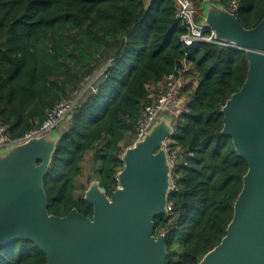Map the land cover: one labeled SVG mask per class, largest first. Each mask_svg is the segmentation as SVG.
Listing matches in <instances>:
<instances>
[{"label":"trees","instance_id":"16d2710c","mask_svg":"<svg viewBox=\"0 0 264 264\" xmlns=\"http://www.w3.org/2000/svg\"><path fill=\"white\" fill-rule=\"evenodd\" d=\"M196 7L202 0H193ZM230 8L232 0H214ZM248 28L264 16V0H237ZM199 19V16H198ZM185 27L174 0H0V125L10 137L39 126L60 100L103 69L100 82L69 115L46 174L49 211L73 208L93 216L77 181L91 150L92 169L109 195L119 186L123 154L136 141V125L152 92L183 57ZM181 90L186 106L174 116L167 139L173 161L172 209L155 217V234L167 232V264H199L218 245L234 216L249 165L224 135L222 107L244 84L247 51L221 43L191 47ZM0 264H48L30 240L0 248Z\"/></svg>","mask_w":264,"mask_h":264},{"label":"water","instance_id":"95a60500","mask_svg":"<svg viewBox=\"0 0 264 264\" xmlns=\"http://www.w3.org/2000/svg\"><path fill=\"white\" fill-rule=\"evenodd\" d=\"M201 6V24L215 30L218 43L247 51L248 75L222 107V133L249 168L226 235L199 264H264V16L248 28L221 3ZM173 130L174 116L164 114L127 147L112 195L97 178L90 182L92 217L77 208L64 216L49 211L45 178L56 130L0 149V248L30 240L48 264H167L168 233L155 234V217L169 213L173 161L166 142Z\"/></svg>","mask_w":264,"mask_h":264},{"label":"built area","instance_id":"2783aa9c","mask_svg":"<svg viewBox=\"0 0 264 264\" xmlns=\"http://www.w3.org/2000/svg\"><path fill=\"white\" fill-rule=\"evenodd\" d=\"M176 4V18H178L185 27V33L182 35L183 57L177 62L174 71L166 76L160 82L152 95L156 97L153 102L145 105L142 119L136 125V141L142 139L151 129L153 124L164 114L170 113L176 116L186 106V97L182 96L181 90L185 84V73L190 67L189 55L191 47L195 43L217 42L216 32L213 28L203 26L198 21V8L193 0H174ZM214 1V0H202ZM239 2L232 0L229 10L235 12ZM236 48V44H224ZM81 93L74 98L60 100L47 113L44 121L36 128L28 131L20 137H10L7 132V126L0 125V149L11 145L26 142L33 137L42 136L54 130L69 115L78 104ZM135 141V142H136ZM177 189L176 184L172 181L171 191ZM172 206L169 202V211Z\"/></svg>","mask_w":264,"mask_h":264},{"label":"rangeland","instance_id":"374dc122","mask_svg":"<svg viewBox=\"0 0 264 264\" xmlns=\"http://www.w3.org/2000/svg\"><path fill=\"white\" fill-rule=\"evenodd\" d=\"M198 16H199V14H198ZM202 20H203V16H202L201 20L199 17L198 21L200 24H201ZM102 74H103V69H99L94 74H92L91 76H88L83 81L82 88L79 90V92L76 93V95L79 93L82 94L80 97V101L84 100L91 93V91L93 90L95 85H97V83L100 82V80L102 78ZM69 115H67L64 118V120L54 130L61 131V132L65 131L69 126V120H68ZM166 144H167V142H166ZM166 148H167V146H166ZM95 160H96V152H95V150H91L84 160L83 174L79 177V179L77 181V186H78L79 192H81L83 190L84 184H87L89 182V180L91 182L93 179L96 178L97 171L95 169H92V166H93ZM96 163H97V166L101 165V160L99 157L96 160ZM90 182H89V185H90Z\"/></svg>","mask_w":264,"mask_h":264},{"label":"crops","instance_id":"0c3cea01","mask_svg":"<svg viewBox=\"0 0 264 264\" xmlns=\"http://www.w3.org/2000/svg\"><path fill=\"white\" fill-rule=\"evenodd\" d=\"M203 9H204V7H202V6H200V7L198 8V14H199L200 20H201V18H202V16H203ZM96 86H97V85H95V87L93 88V90L96 89ZM93 90H92V91H93ZM92 91H91V92H92ZM165 114H169V115L173 116V115L170 114V113H165ZM163 115H164V114H163ZM57 133H58V134H61V131H57Z\"/></svg>","mask_w":264,"mask_h":264}]
</instances>
